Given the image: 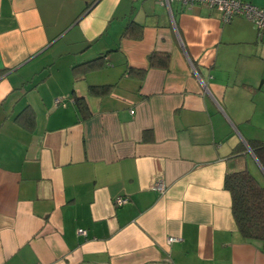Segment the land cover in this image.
Returning <instances> with one entry per match:
<instances>
[{
	"label": "crops",
	"instance_id": "1",
	"mask_svg": "<svg viewBox=\"0 0 264 264\" xmlns=\"http://www.w3.org/2000/svg\"><path fill=\"white\" fill-rule=\"evenodd\" d=\"M254 140L264 39L248 19L180 0H0V264H264L224 187L241 169L264 180Z\"/></svg>",
	"mask_w": 264,
	"mask_h": 264
},
{
	"label": "trees",
	"instance_id": "2",
	"mask_svg": "<svg viewBox=\"0 0 264 264\" xmlns=\"http://www.w3.org/2000/svg\"><path fill=\"white\" fill-rule=\"evenodd\" d=\"M155 55L150 56V65H154ZM161 66L166 67L168 56H160ZM90 67L91 63H84ZM81 67V65H80ZM84 67H81L84 70ZM79 66L73 67L77 74L81 71ZM89 92L95 95H104L106 88L90 86ZM79 110L85 114V106L81 98H74ZM31 115L26 116L29 123ZM259 163L264 167V142L252 141L249 143ZM224 187L230 193L231 212L240 235L249 242L258 243L264 250V180L258 178L247 169L228 172L224 177Z\"/></svg>",
	"mask_w": 264,
	"mask_h": 264
},
{
	"label": "built area",
	"instance_id": "3",
	"mask_svg": "<svg viewBox=\"0 0 264 264\" xmlns=\"http://www.w3.org/2000/svg\"><path fill=\"white\" fill-rule=\"evenodd\" d=\"M167 1L170 0H159ZM182 4L192 6L193 4H202L208 7L217 8L221 13V20L223 22L229 21L234 16H242L251 21L257 31V36L260 39H264V6H256L250 2L244 0H180ZM59 100H56L58 103ZM132 112V110H131ZM159 191H163L165 184L161 178H158L153 185ZM128 198L119 196L115 199L116 205H122L127 202ZM78 234L86 235V230L83 228L77 229ZM180 237L169 236L168 242H174L180 240Z\"/></svg>",
	"mask_w": 264,
	"mask_h": 264
}]
</instances>
